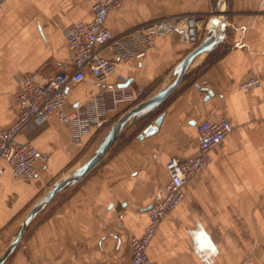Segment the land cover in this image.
I'll use <instances>...</instances> for the list:
<instances>
[{
	"label": "crops",
	"instance_id": "obj_1",
	"mask_svg": "<svg viewBox=\"0 0 264 264\" xmlns=\"http://www.w3.org/2000/svg\"><path fill=\"white\" fill-rule=\"evenodd\" d=\"M97 1L0 0V129L18 119V75L36 73L42 83L60 70H73L67 29L92 21ZM218 10L228 13L225 41L164 103L159 130L139 138L160 115L140 131L135 123L96 169L35 218L5 264H131V238L144 233L147 210L165 197L167 162L173 156L196 157L199 124L222 118L232 123V132L212 153L211 163L187 182L184 200L161 222L148 255L154 264H264V0L126 1L109 13L107 26L124 38L162 17L197 14L200 44L213 21H223ZM199 44L176 33L143 45L128 39L125 46L144 55L108 49L105 55L117 63L108 81L143 87L148 99ZM255 76L261 80L258 87L241 88ZM97 91L89 72L69 87L67 110ZM134 102L119 103L107 120L111 125L82 144L73 143L69 127L56 116L18 136L50 156L47 170L32 180L15 178L0 159V257L36 203L91 157V148Z\"/></svg>",
	"mask_w": 264,
	"mask_h": 264
},
{
	"label": "built area",
	"instance_id": "obj_2",
	"mask_svg": "<svg viewBox=\"0 0 264 264\" xmlns=\"http://www.w3.org/2000/svg\"><path fill=\"white\" fill-rule=\"evenodd\" d=\"M126 1L139 0H98L94 6V18L90 22L73 23L67 29V41L73 53V70H60L37 80L36 73H22L17 76L18 87L14 96V106L19 112L18 119L10 127L0 129V159L6 161L15 178L32 180L47 170L49 153L40 152L31 142H21L18 136L33 125L47 123L49 117L56 116L71 131L72 141L82 144L99 131L112 114L118 111L121 102H133L145 94L144 88L135 89L123 83L108 80L116 72V60L105 55L108 49L118 50L123 55L136 53L128 48V39L151 42L156 36L178 34L183 40L197 45L201 32L197 14L166 16L146 23L128 37L117 38L107 26V18L112 10L120 8ZM144 48V47H141ZM92 73L98 85L97 93L88 101L67 110L69 87L82 83L88 73ZM261 80L258 77L243 82L242 89H254ZM233 125L227 118L215 121L204 120L199 124L200 152L188 160L176 156L169 159L166 170L169 182L165 197L147 210L149 225L141 236L131 238V264H154L148 255V248L161 222L185 198L187 182L203 171L212 161V153L219 149L232 132ZM4 169L0 166V176Z\"/></svg>",
	"mask_w": 264,
	"mask_h": 264
},
{
	"label": "water",
	"instance_id": "obj_3",
	"mask_svg": "<svg viewBox=\"0 0 264 264\" xmlns=\"http://www.w3.org/2000/svg\"><path fill=\"white\" fill-rule=\"evenodd\" d=\"M217 15L218 17L223 15V21L219 18L213 21L210 30L201 43L173 68L163 87L156 94L141 101L121 115L120 118L107 130L91 157L83 165L73 170L69 175L57 181L50 191L36 203L22 221L18 231L5 252L1 255L0 264H5L14 255L32 222L55 200L59 193L73 188L83 181L103 162L117 140L125 132H127L140 119L159 109L162 104L175 94L185 76L204 62V60L225 41L228 27V13H222L218 10ZM164 117L165 114H161L154 124L149 125L143 133L139 135V138L142 139L155 134L162 125Z\"/></svg>",
	"mask_w": 264,
	"mask_h": 264
},
{
	"label": "trees",
	"instance_id": "obj_4",
	"mask_svg": "<svg viewBox=\"0 0 264 264\" xmlns=\"http://www.w3.org/2000/svg\"><path fill=\"white\" fill-rule=\"evenodd\" d=\"M198 44H199V43H198ZM188 76H189V75H187L186 78H187ZM146 98H147V93H145L141 99H139V100H137L136 102H134L133 106L136 105V104H138L139 102L143 101V100L146 99ZM164 105H165V104H162V105L160 106L159 109H157L156 111H154V112H152V113L146 115L145 117H143L142 119H140V120L137 122V125H139V131H140L141 129H143L144 127H146L150 122H152V121H153L158 115H160V113L163 111ZM107 122H108V121H106V122L104 123L103 127L98 131V133H97L95 136L99 135V133H100V134L103 133V132H104V131H105V130L111 125V123L109 124V123H107ZM125 134H126V133H125ZM125 134H123V135L117 140V142H116V146L122 141V139H124ZM132 136H135V135H132ZM93 139H94V138H93ZM91 140H92V139H91ZM116 146L112 149V151L115 150Z\"/></svg>",
	"mask_w": 264,
	"mask_h": 264
},
{
	"label": "rangeland",
	"instance_id": "obj_5",
	"mask_svg": "<svg viewBox=\"0 0 264 264\" xmlns=\"http://www.w3.org/2000/svg\"><path fill=\"white\" fill-rule=\"evenodd\" d=\"M97 146H98V145H96L95 148H97ZM95 148H91L92 151H91L90 154H88V155H91V153H93V151L95 150ZM84 161H85V160H84ZM84 161H83V162H84Z\"/></svg>",
	"mask_w": 264,
	"mask_h": 264
}]
</instances>
